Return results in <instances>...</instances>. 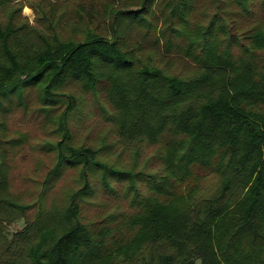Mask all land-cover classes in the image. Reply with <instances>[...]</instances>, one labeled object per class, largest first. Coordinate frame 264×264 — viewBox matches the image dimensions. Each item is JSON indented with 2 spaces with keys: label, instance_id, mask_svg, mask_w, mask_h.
Masks as SVG:
<instances>
[{
  "label": "trees",
  "instance_id": "trees-1",
  "mask_svg": "<svg viewBox=\"0 0 264 264\" xmlns=\"http://www.w3.org/2000/svg\"><path fill=\"white\" fill-rule=\"evenodd\" d=\"M20 1L0 0V264H264V0H66L65 15L39 0L46 32L13 19ZM74 82L103 96L133 164L75 142ZM33 103L59 138L41 143L55 158L27 220L1 137L4 113L33 118ZM148 153L152 171L137 169ZM75 166L77 187L46 208ZM96 185L108 202L85 221Z\"/></svg>",
  "mask_w": 264,
  "mask_h": 264
},
{
  "label": "rangeland",
  "instance_id": "rangeland-1",
  "mask_svg": "<svg viewBox=\"0 0 264 264\" xmlns=\"http://www.w3.org/2000/svg\"><path fill=\"white\" fill-rule=\"evenodd\" d=\"M37 1L39 0H21L20 2L23 6L20 10L13 12V19L18 22H24V24L29 27L40 28L43 32H46V21H43V16L39 15L38 10H35L32 7V4H36ZM60 1L63 2V5L58 7L57 13L61 12L65 15V9L67 7V3H65L66 0ZM6 9L7 7L0 11V19H3V21L8 17L9 9ZM65 89L72 91L77 97H79V100L81 99L80 108L78 109L79 111L76 112V117L69 123L73 131L72 136L75 142L77 144L83 143L94 146H105L106 151L102 158L106 160L108 159L109 162H113L115 165L129 166L133 164L132 156L134 147L124 145L122 140L117 138L114 126H112L111 122L104 118H100L102 115L100 112L101 109L99 108L100 104L107 108L106 104L103 102V96L98 95L100 102H97L96 105L92 96L89 93H83L77 82L70 84ZM31 95L35 99L36 91L31 92ZM35 108L38 109V111L36 110L33 118L29 117V113L23 116V113L20 110L10 114L4 113L7 115L5 116L6 123H3L6 133L1 137L2 145L6 150L10 153L16 151L11 159H14L11 163L12 168H9L8 172V189L21 203H31L30 208L26 210L24 215V218L27 220H31L35 214L37 209V206L35 205L37 203L36 198L40 192L39 182L43 179L46 170L49 169L55 158V153L44 146L42 147L41 143L59 138L58 132L53 130L51 123L46 122L42 117L39 104H31L29 106V111L34 110ZM20 134L24 135V138L22 137L23 142L20 145L18 143L14 144L7 142V139L18 137ZM141 144L142 143H140L139 146ZM10 153L7 154L9 155ZM151 155L152 154L150 153L146 156L141 154L137 160V166L135 167L137 169L145 167L143 170L152 171L150 167L153 161L150 160L149 164L145 163V157L149 156V158H151ZM78 174L79 167L77 166L66 167L62 171L59 178L54 182V185L47 190L44 195V204L46 208H51L63 203L66 194L77 187ZM93 182L96 183V178ZM114 184L115 186L120 187L122 183L119 182L117 184V182L114 181ZM140 187L141 183H139V188ZM95 188V194L82 204L81 214L85 221L98 219V216L103 209V205H101L100 202L103 199L105 202H108V200L104 198V194L100 191L98 185H96ZM22 226L23 221L19 220L12 225H7L6 229L8 233H11Z\"/></svg>",
  "mask_w": 264,
  "mask_h": 264
}]
</instances>
